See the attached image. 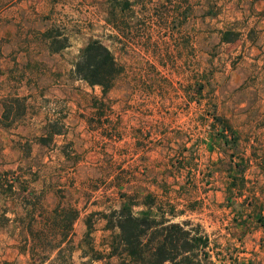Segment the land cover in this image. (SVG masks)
<instances>
[{
  "label": "rangeland",
  "instance_id": "1",
  "mask_svg": "<svg viewBox=\"0 0 264 264\" xmlns=\"http://www.w3.org/2000/svg\"><path fill=\"white\" fill-rule=\"evenodd\" d=\"M93 38L124 68L105 97L73 73ZM0 179V264H133L124 209L264 264V0H0Z\"/></svg>",
  "mask_w": 264,
  "mask_h": 264
},
{
  "label": "trees",
  "instance_id": "2",
  "mask_svg": "<svg viewBox=\"0 0 264 264\" xmlns=\"http://www.w3.org/2000/svg\"><path fill=\"white\" fill-rule=\"evenodd\" d=\"M126 2L128 3V1ZM237 35L236 32L225 30L222 31L221 40L234 41ZM57 37L58 34L55 32L47 34V46L52 51H58L68 46V39L65 38L63 42H59ZM123 69L114 52L102 40L93 38L81 49L75 61L73 73L91 86H100L102 96L105 97L114 87L115 81ZM14 100L18 102L22 100V97L17 95ZM13 108L14 105L9 104L4 110V117L9 118ZM217 119L221 121L220 117ZM222 123L223 127L231 129L224 122ZM2 181L0 179V186L4 184ZM14 185V182H7L11 191H13ZM64 213L65 217H70L68 223L69 229H72L73 222L78 216V210L76 208L64 209ZM259 217L261 221L264 220L263 215ZM35 225L38 224L31 223L28 233L33 238H35V234L41 238L44 232H40V228H34ZM262 225L264 226V221ZM117 226L120 229V242L133 264H202L200 252L209 245L206 235L193 232L192 229L186 228L185 223L158 222L147 215L135 216L131 210L124 209L121 212ZM60 245L61 241L57 247ZM191 253L192 256L189 255ZM83 264H92V261L83 262Z\"/></svg>",
  "mask_w": 264,
  "mask_h": 264
}]
</instances>
